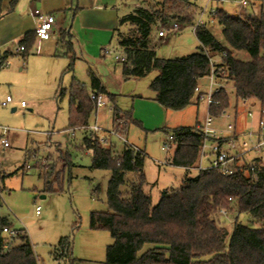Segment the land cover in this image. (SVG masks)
<instances>
[{
  "label": "rangeland",
  "instance_id": "rangeland-1",
  "mask_svg": "<svg viewBox=\"0 0 264 264\" xmlns=\"http://www.w3.org/2000/svg\"><path fill=\"white\" fill-rule=\"evenodd\" d=\"M162 1H101L107 12L100 15L112 16L109 19L114 21V27L106 33L103 27L96 25L93 28L97 32L87 34L91 39L85 44L96 57L93 61L79 52L73 67L68 68L69 61L65 56L39 54L32 46L27 59L19 54L11 55L9 64L0 68V101L8 95L13 98L9 105H0V124L10 129L7 135L10 147L0 148V234L7 241H13L12 234L4 232L3 226H8L11 231L24 229L34 245L39 264H69L54 254L63 237L72 241L73 257L89 259L84 263L76 261L77 264H105L106 249L113 238L108 230L91 227V213L110 210L108 186L111 171L92 167V151L84 144L86 136L108 135L101 144L113 147L116 154L122 153L127 145L144 150L147 155L145 190L154 204L159 202L164 189L181 185L186 170L168 163L176 147L169 145V136L175 128L194 126L197 120L204 123L209 108L207 93L219 86L211 76L200 79L199 92L205 95L198 103L183 110L165 109L154 100L155 93L150 84L159 73L157 69L142 78L124 77L121 84L110 85V92L115 95V102L124 115L119 123L114 120V103L107 94H103L106 105L93 110L88 120L89 127L70 128L72 83L85 86L91 94L90 66L99 77L100 72L108 78L109 74L122 71L123 62L118 58L124 52L119 46L115 26L123 33L129 32L130 27L128 24L120 26L119 18L139 4L149 7ZM197 3L192 24L174 20L179 22V32L169 31L165 37H160L159 29L152 34L158 57H185L199 51L200 42L194 25L200 17L222 43L228 44L214 13L224 9L233 14L235 3L210 0H197ZM173 22L166 26L167 29ZM103 40L106 43L100 45ZM19 43L16 41V46ZM235 54L243 60L250 59L245 50H237ZM212 61L219 62L220 56L214 55ZM224 86L231 95V105L227 108L230 117L216 118V125L234 124L237 107V131L246 125L254 126L253 120L246 117L250 105L243 104L241 99L237 103L231 82L224 83ZM250 102L259 106L254 100L250 99ZM95 125L102 129L96 134L92 133ZM110 131L115 133L109 134ZM203 163L207 166L206 161ZM197 172V169H192L190 174ZM38 206L40 212L37 214ZM222 214V210L217 213L218 220L221 219V225L231 231L236 213ZM240 220L245 224L259 225L247 214H241ZM13 242L20 244L21 240Z\"/></svg>",
  "mask_w": 264,
  "mask_h": 264
},
{
  "label": "trees",
  "instance_id": "trees-1",
  "mask_svg": "<svg viewBox=\"0 0 264 264\" xmlns=\"http://www.w3.org/2000/svg\"><path fill=\"white\" fill-rule=\"evenodd\" d=\"M3 1L0 0V16ZM10 1L12 10L17 0ZM197 5V0H164L149 7L136 6L122 17L120 26L130 27L127 33L117 29L125 55L124 77L142 78L157 69L159 73L150 84L154 100L165 109L183 110L200 101L199 81L213 70L221 85L209 107L213 116L219 118L231 105V95L224 86L227 82L233 84L237 103L247 98L264 108V15L236 17L218 9L214 16L228 44L222 43L207 24H200L195 29L199 51L185 57H158L152 34L174 20L192 24ZM35 36L33 30L20 41L26 46L24 58L30 54ZM237 50L247 51L250 59L238 57ZM214 55L220 56L219 62L212 61ZM69 57L68 68L76 59L75 55ZM89 76L92 92L107 94L114 103V120L119 123L124 115L115 96L107 92L92 69ZM70 105V128L89 127V117L98 106L85 86L72 83ZM202 139L199 120L194 126L172 131L169 145L176 147L168 163L184 167L186 174L179 187L164 189L154 204L145 190L144 150L127 145L116 154L113 147L102 145L97 135L84 138L86 148L92 151V167L111 171L110 210L91 213V227L108 230L113 238L106 249L105 264H264V166L257 179L241 170L224 175L211 168L191 175L199 163ZM223 209L236 213L231 231L218 220L217 213ZM241 214H247L259 225L245 224L240 220ZM15 231L12 239L21 240L20 244L7 241L0 234V264H39L27 232ZM54 254L69 264L78 260L73 257L72 241L65 237L56 245Z\"/></svg>",
  "mask_w": 264,
  "mask_h": 264
},
{
  "label": "built area",
  "instance_id": "built-area-1",
  "mask_svg": "<svg viewBox=\"0 0 264 264\" xmlns=\"http://www.w3.org/2000/svg\"><path fill=\"white\" fill-rule=\"evenodd\" d=\"M219 2H232L236 7L232 15L236 17L250 16L253 18H260L264 15V0H210ZM203 12L201 13V16ZM34 16L36 19L35 35L37 39L44 40L50 38L55 30V16L52 13L45 12L41 9L34 10ZM204 24L203 20H198L194 25L196 29L198 25ZM164 25L160 31L159 36L165 37L169 31L177 33L180 30L179 22L174 21L173 24L168 27ZM26 50L24 43H19L16 48V53H23ZM123 61L125 56H120ZM214 62V61H213ZM9 64L8 57L0 51V68ZM215 79L213 70L210 75ZM217 81V80H216ZM219 83V82H218ZM210 90L208 95L209 107L213 102V94L219 89ZM199 92V88H197ZM205 95L202 92L201 98ZM91 98L96 102L97 106H105L106 100L103 94L91 93ZM243 104L250 105L247 110V118H250L254 122V126H246L241 131H237V116L235 113V122L222 123L221 126H217L216 117L208 111L204 123L202 124L203 139L200 145V157L198 165L193 168L197 170L204 169H218L224 175H231L238 170L243 171L246 175L252 179H257L258 171L261 166H264V108L251 104L250 99H241ZM13 102L12 96L8 95L5 100L0 101L1 106H7ZM249 103V104H248ZM22 106L25 102L22 101ZM221 116L230 117L229 112L225 109ZM9 127L0 124V148L6 149L10 147V141L8 138ZM102 129L98 126L92 128V132H100ZM114 131H110L109 134H114ZM98 135V134H97ZM122 139L124 136L118 134ZM108 135H98L99 141H105ZM172 139V137H171ZM135 148V147H134ZM206 161L207 166H204ZM37 213L40 212V207H37ZM222 215H226L227 211L222 210ZM4 232H10L15 235L16 231H11L8 226L3 228ZM61 251L58 252L61 255Z\"/></svg>",
  "mask_w": 264,
  "mask_h": 264
},
{
  "label": "crops",
  "instance_id": "crops-1",
  "mask_svg": "<svg viewBox=\"0 0 264 264\" xmlns=\"http://www.w3.org/2000/svg\"><path fill=\"white\" fill-rule=\"evenodd\" d=\"M101 1L104 0H17L15 6L11 10V1L4 0L0 16V51L7 57L18 54L22 57L24 56L23 53H15L17 47L15 43L18 40L21 41L26 33L35 30L36 19L34 16V10L41 9L45 12L52 13L55 16L56 23L55 30L50 38L40 40L35 36L32 46L37 48L38 53L54 57L65 56L70 64L69 56L75 55L76 61L78 59V53L80 52L81 56L84 55L86 58L90 59V61H93L96 57L93 56L92 52L88 50V47L85 44V42L89 43L91 39V37L88 38L87 34L97 32V29L93 28V26L96 25L103 27V30L106 33H110V29L114 27V24L112 23L114 21H110L113 17L108 16L109 19L106 18L107 15L103 16L106 14L107 10L103 9ZM114 1L115 0H112V2ZM121 18L118 20L119 23ZM117 29L118 26H115L116 31ZM105 43L106 40H103L100 45H104ZM59 48L60 50L57 53ZM27 58L28 56L24 59ZM118 60L122 61L120 58H118ZM90 69L96 73V71L90 66L88 68V74ZM100 74V79L109 94H112L110 92V85H113L114 83L121 84L122 78H124L123 67L121 73H114L113 75L109 74L108 78L103 75L102 72H100ZM255 106L257 107V104H255ZM235 110L236 116L238 117L237 107ZM246 117L245 120L247 119ZM86 260L89 259L82 258L78 259L77 262L80 261L81 263H84Z\"/></svg>",
  "mask_w": 264,
  "mask_h": 264
},
{
  "label": "water",
  "instance_id": "water-1",
  "mask_svg": "<svg viewBox=\"0 0 264 264\" xmlns=\"http://www.w3.org/2000/svg\"><path fill=\"white\" fill-rule=\"evenodd\" d=\"M15 110V108H13V111Z\"/></svg>",
  "mask_w": 264,
  "mask_h": 264
}]
</instances>
